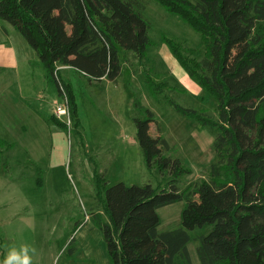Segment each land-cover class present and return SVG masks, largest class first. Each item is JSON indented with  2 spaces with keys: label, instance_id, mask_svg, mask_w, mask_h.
Here are the masks:
<instances>
[{
  "label": "trees",
  "instance_id": "1",
  "mask_svg": "<svg viewBox=\"0 0 264 264\" xmlns=\"http://www.w3.org/2000/svg\"><path fill=\"white\" fill-rule=\"evenodd\" d=\"M149 1L0 0V20L13 25L37 52L60 96L66 93L74 118L75 95L60 80L58 67L69 66L91 81H114L122 72V50L143 65L152 45L144 15ZM156 1L201 36L202 57L183 41H166L186 72L216 99L218 118L171 103L219 130L217 159L209 179L182 190L179 178L191 169L167 155L166 138L151 133L156 115L145 108L149 117L135 118L137 140L148 165L173 178L161 191L149 183L107 188L108 219L100 227L109 256L113 264H194L190 231L212 225L196 238L201 264H264V0ZM183 200L181 226L161 231L158 210Z\"/></svg>",
  "mask_w": 264,
  "mask_h": 264
},
{
  "label": "rangeland",
  "instance_id": "2",
  "mask_svg": "<svg viewBox=\"0 0 264 264\" xmlns=\"http://www.w3.org/2000/svg\"><path fill=\"white\" fill-rule=\"evenodd\" d=\"M144 15L152 45L143 65L122 50V72L114 81H91L69 66L58 67L76 101L74 118L70 110L69 122L59 119L66 129L51 119L56 102L66 96H60L22 33L0 20V264L10 247L24 244L37 249L33 264H113L100 227L108 219L107 188L149 183L161 191L173 178L148 165L137 140L135 118L149 117L145 108L156 115L151 133L166 138L167 155L191 169L179 178L181 189L210 178L219 130L180 113L171 100L214 118L217 101L186 72L166 41H183L202 57L201 36L156 0L147 2ZM186 205L183 200L160 208L159 229L180 227ZM212 227L190 231L194 264H201L196 238Z\"/></svg>",
  "mask_w": 264,
  "mask_h": 264
},
{
  "label": "clouds",
  "instance_id": "3",
  "mask_svg": "<svg viewBox=\"0 0 264 264\" xmlns=\"http://www.w3.org/2000/svg\"><path fill=\"white\" fill-rule=\"evenodd\" d=\"M36 254L37 249L31 245L12 246L8 249L3 264H33Z\"/></svg>",
  "mask_w": 264,
  "mask_h": 264
},
{
  "label": "built area",
  "instance_id": "4",
  "mask_svg": "<svg viewBox=\"0 0 264 264\" xmlns=\"http://www.w3.org/2000/svg\"><path fill=\"white\" fill-rule=\"evenodd\" d=\"M61 89L63 91V87L62 86H61ZM64 96H66V97H64ZM63 97H64V99H63L62 102H56L54 115L58 119H61V120L66 121V122H69L70 121V108H69L68 97H67L66 93H64L62 98Z\"/></svg>",
  "mask_w": 264,
  "mask_h": 264
},
{
  "label": "crops",
  "instance_id": "5",
  "mask_svg": "<svg viewBox=\"0 0 264 264\" xmlns=\"http://www.w3.org/2000/svg\"><path fill=\"white\" fill-rule=\"evenodd\" d=\"M27 52H29V56L32 59L34 57V55L32 54V52L30 50H28ZM13 53V52H12ZM15 57V56H14ZM75 70V69H74Z\"/></svg>",
  "mask_w": 264,
  "mask_h": 264
}]
</instances>
